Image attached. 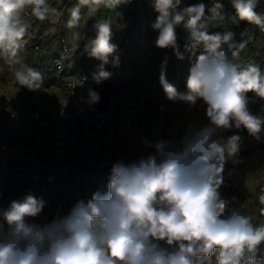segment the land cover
<instances>
[{
  "label": "clouds",
  "instance_id": "clouds-1",
  "mask_svg": "<svg viewBox=\"0 0 264 264\" xmlns=\"http://www.w3.org/2000/svg\"><path fill=\"white\" fill-rule=\"evenodd\" d=\"M129 3L77 0L67 9V27L77 29L73 34L77 48L83 43V52L101 62L93 74L97 83L112 75L105 65L119 66L118 46L111 42L113 16L94 19L93 37L79 29L87 27L88 13L101 9L122 19L117 9ZM230 3L234 15L227 16L224 4L213 0L206 16L202 2L151 0L157 13L152 24L158 32L155 46L171 48L183 60L177 33L182 26L188 33L184 49L194 58L187 90L180 92L166 79L165 57L159 80L166 98L190 107L202 100L208 123L189 125L178 145L144 139L154 152L130 162L115 161L106 186L78 200L67 214L58 212L51 221L35 222L46 202L31 193L0 208V264H264V184L255 193L248 189L253 197L250 210L233 207L237 198L221 192L225 165L237 162L243 144L239 134H222L243 128L257 141L264 134V116L252 114L247 96L252 92L264 99V71L253 59L241 58L248 42H235L226 27L228 22H246L264 32V11H257L262 0ZM29 13L38 21L54 23L63 12L51 0H0V58L19 86L37 91L44 75L24 58ZM210 27L224 31H210ZM88 97L89 105L101 99L92 89Z\"/></svg>",
  "mask_w": 264,
  "mask_h": 264
},
{
  "label": "crops",
  "instance_id": "crops-1",
  "mask_svg": "<svg viewBox=\"0 0 264 264\" xmlns=\"http://www.w3.org/2000/svg\"><path fill=\"white\" fill-rule=\"evenodd\" d=\"M62 1L51 0V3L54 7H57ZM69 1L73 2L70 3ZM201 2L206 5L205 13L207 16L209 14L208 9L213 5V0H184V5ZM220 2L224 4V11L227 16L234 15L230 0H220ZM65 3L67 5L63 7V15L58 16L54 23L50 21L41 22L34 17H31L30 21H28L31 27L25 38L24 58L30 66L37 68L42 74L44 68L40 60L43 61V58L32 53L31 45L34 41L39 40L49 50H54L56 48L55 38L58 34L66 36L71 44L74 53L73 71H77L82 67L95 69L100 62L88 57L83 52V43L77 48V41L73 35L77 29L67 27L69 19L67 9L76 4L77 0H66ZM84 9L82 8L83 12H85ZM117 11L122 13V19L115 18L108 9H101L98 13H88L87 15L89 16L88 18L85 16V19L88 21L86 28L92 30L94 19L108 17L109 15L113 16L111 42L118 46V69L121 72L119 77L111 82V84H118L119 89L109 97V101L115 104L120 111L128 109L126 117L118 121L116 126L106 128L100 136H94L87 128L79 129V139L82 136L90 137V144L86 145L92 147L95 152L92 158L96 162L95 164L94 161L92 162L91 168L77 170L76 178L79 185V194L78 198L73 200V203L63 201L64 199L57 200L56 203L58 204L56 206H60V209L41 214L35 222L44 223L51 221L58 212L60 215L67 214L78 200H86L90 198L92 192L102 186H106L107 177L111 169V167L105 166L106 163H114L118 159L130 162L140 156L154 152V149L145 146L143 143L144 139L153 142L156 140L172 141L178 145L179 140L188 131L189 125L200 127L208 123L205 116L206 105H204L202 100H197L195 106L191 107L181 101H170L166 98L159 80L161 64L167 57L168 62L165 68L167 81L173 84L180 92L187 90L186 79L194 58L184 49L188 38L186 30L182 26L177 28L180 51L185 57L180 60L177 59L171 48L162 50L155 46L158 32L153 30L152 24L155 22L157 13L151 5V0H131V3L121 6ZM257 11H264V0H262V4L257 8ZM121 24L126 25V27L121 28ZM235 25L230 22L226 24L227 29L234 34L233 40L235 42L247 40L248 42L247 47L240 54L241 58L253 59L264 71V32L246 22H243L239 28L233 29ZM82 29L83 27L79 31L82 32ZM210 31H224V28L210 27ZM126 37L130 38V43L127 46H123L122 40ZM224 50L231 58V51L228 50L227 45L224 46ZM10 77L12 78L10 86H0V104L14 110L20 120L29 115L33 105H56L63 94L62 81L52 77L47 78L43 80L42 88L34 93L37 94L33 95L35 99L28 102L29 110L26 111L25 105L20 106L19 103L22 99L16 91H28V89L19 86L15 82L12 70H10ZM247 96L250 101L249 109L252 114L264 116V99L256 97L252 92L247 93ZM22 108L25 110L21 111ZM152 114L157 120V130L155 131H151L148 124V116ZM67 133L71 135L70 131L68 132L65 128L49 132V134H46L47 138L44 141L48 143L53 137L56 138V134L57 137H63ZM233 134H239L242 137V149L236 163L229 161L225 165V186L221 188V192L225 197L231 198L235 196L237 198L233 207L240 205L244 210H250L253 206V197L248 189L255 193L264 184V134L261 135V140L259 141L251 137L247 130L243 128L240 130L232 129L222 135L227 137ZM80 141L82 140L80 139ZM45 147L48 149L47 154L51 152L49 144H46ZM60 153L69 154L72 152L65 150ZM71 155L74 157L77 153H72ZM229 173L231 174L229 175Z\"/></svg>",
  "mask_w": 264,
  "mask_h": 264
},
{
  "label": "built area",
  "instance_id": "built-area-1",
  "mask_svg": "<svg viewBox=\"0 0 264 264\" xmlns=\"http://www.w3.org/2000/svg\"><path fill=\"white\" fill-rule=\"evenodd\" d=\"M31 17L29 13L25 20L30 21ZM84 33L94 36L92 31L90 34ZM55 39L54 50H49L39 40L32 43L31 50L34 55L43 58L40 63L44 68V80L52 77L62 81L63 94L56 105L35 104L29 115L20 120L14 110L0 104V208L6 209L12 200H21L29 193L46 202L41 214L60 209V206H56L57 200L73 203L79 194L76 173L83 169L82 161L85 158L80 148L79 129L87 128L94 136H100L106 128L116 126L127 114V110L120 111L111 103L110 98L102 108L98 103L89 105L86 102L88 90L96 91L97 82L93 74L98 73L101 62L95 69L82 67L73 71L74 53L68 38L58 34ZM129 43L128 37L122 42L123 46ZM104 69L112 75L100 82L111 83L121 72L111 63L105 65ZM84 77L87 79L82 85L79 84ZM148 124L151 131L157 130L154 117L148 118ZM62 128L69 130L71 137H77L78 147L73 145L69 150L77 155L73 157L72 153H62L55 159H43L46 152L45 146H39L41 132H54ZM112 164L108 162L105 166L111 167Z\"/></svg>",
  "mask_w": 264,
  "mask_h": 264
},
{
  "label": "rangeland",
  "instance_id": "rangeland-1",
  "mask_svg": "<svg viewBox=\"0 0 264 264\" xmlns=\"http://www.w3.org/2000/svg\"><path fill=\"white\" fill-rule=\"evenodd\" d=\"M66 0H63L60 4H58V6L56 8H58L59 10H61L62 12H64V8L67 3H65ZM70 3L73 1H69ZM85 12H87V9H84ZM83 12V11H82ZM206 15V13H205ZM89 15H87L86 18H88ZM93 20V19H92ZM88 28H83L82 32L87 31L89 34L91 33L92 30H87ZM93 32V31H92ZM89 37H91L90 35H87ZM123 41V40H122ZM10 70H12L5 62L2 58H0V86L2 87H8L10 86L11 80L12 78L10 77ZM18 93V96L21 97V102L19 103L20 106H24L26 107V111L29 110L28 109V102L33 101L35 98L33 97V95H37L34 94L36 93V91H26V90H17L16 91ZM25 110V109H21ZM128 110V109H127ZM27 113V112H26ZM148 117H154V114H152L151 116ZM156 119V117H154ZM69 132V130H67ZM43 134V135H42ZM40 137L41 139V144L39 145L40 147L45 146L46 144L50 145V150L51 152H49L47 154V147H45L44 152H46V154L43 156V159H55V157H57L58 155L62 154L60 152H64L65 150H67V152H69V150L73 147V145H76L78 147L79 142H77V137H71L68 133L66 136L63 137H57V134L55 135V137H53V139H49L50 141L45 142V138H47L46 134H49V132L44 131V133H42ZM83 137V136H82ZM82 137L80 138L82 141H80V148L82 150V156H85V158H83L82 161V165L83 168H88L89 166L93 165V161L94 164L96 162V160L93 157V155L95 154V152L93 151L92 147H89V145L86 144H90V137L89 136H84L83 139ZM44 142H43V141ZM74 143V144H73ZM69 204V203H68ZM37 219V218H36ZM213 262L215 261V258L213 256Z\"/></svg>",
  "mask_w": 264,
  "mask_h": 264
},
{
  "label": "trees",
  "instance_id": "trees-1",
  "mask_svg": "<svg viewBox=\"0 0 264 264\" xmlns=\"http://www.w3.org/2000/svg\"><path fill=\"white\" fill-rule=\"evenodd\" d=\"M243 22H239L237 25L233 27V29H237L242 25ZM97 93H99L101 99L98 102L99 107H104L105 104L108 102L109 97L118 91L119 85L118 84H111L106 82H99L95 85Z\"/></svg>",
  "mask_w": 264,
  "mask_h": 264
}]
</instances>
